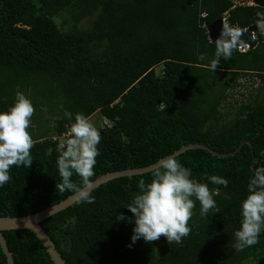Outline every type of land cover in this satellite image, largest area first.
<instances>
[{
	"label": "trees",
	"instance_id": "obj_1",
	"mask_svg": "<svg viewBox=\"0 0 264 264\" xmlns=\"http://www.w3.org/2000/svg\"><path fill=\"white\" fill-rule=\"evenodd\" d=\"M47 1L55 14L69 16L68 28L61 30L40 0H0V113L8 111L18 92L35 108L34 125L28 128L33 163L10 168L11 180L0 187V215L34 213L72 194L56 190L61 180L59 137L68 133L75 114L89 117L97 111L110 125L97 128L102 139L92 180L148 165L184 144L230 152L249 140L252 149L245 143L225 157L201 148L175 156L191 169V178L219 189L214 199L220 209L202 217L193 197L191 231L179 244L170 245L165 237L151 243L131 240L135 221L126 206L139 193L141 179L151 182L152 170L100 184L91 190L94 203L76 200L40 222L65 264H264V227L256 245L242 251L233 246L251 169L264 165V35L254 38L246 31L242 39L248 48L235 50L213 72L209 65L215 41L205 26L226 14V23L246 28L264 5L234 0ZM84 19L89 24L83 28L79 23ZM201 53L207 59L198 60ZM243 78L253 85L245 100L227 110ZM49 119L52 124L43 127ZM252 152L257 157L253 167ZM210 175L227 179L228 186L212 184L206 179ZM72 179L80 182L76 174ZM119 214L132 218L131 223L117 221ZM2 233L15 264H54L33 231ZM0 264H8L1 247Z\"/></svg>",
	"mask_w": 264,
	"mask_h": 264
},
{
	"label": "clouds",
	"instance_id": "obj_2",
	"mask_svg": "<svg viewBox=\"0 0 264 264\" xmlns=\"http://www.w3.org/2000/svg\"><path fill=\"white\" fill-rule=\"evenodd\" d=\"M256 16L255 25L259 35H264V12H257ZM222 25L220 36L214 42V58L209 65L213 72L222 59L230 60L235 50L247 47L242 39L246 28L226 22ZM205 59V53L198 56L200 61ZM41 110L47 109L42 107ZM34 112L31 101L18 92L14 104L7 112L0 113V187L11 180L9 170L12 166L28 168L33 163L31 149L34 141L28 128ZM64 114L71 119L70 112L66 110ZM70 133L71 138L57 147L59 156L56 163L61 180L56 183V190L77 194L78 202L94 203L95 197L90 189L96 158L100 155L97 146L102 139L101 133L83 113L75 114ZM251 171L247 185L249 194L241 204V227L234 233L236 242L233 246L236 251L259 243V235L264 227V165ZM74 174L80 177L79 183L72 179ZM151 175V182L146 183L143 179L138 182L139 193L126 206L135 221L131 237L133 243L141 238L151 243L161 237H165L170 245L181 243L191 231L188 223L195 207L193 197L200 202L202 217H207L210 212H220L214 199L219 189L210 190L207 184L191 178V169L179 163L175 156L160 159ZM206 179L214 185L228 186L227 179L219 175H210ZM116 220L131 223L132 218L119 214Z\"/></svg>",
	"mask_w": 264,
	"mask_h": 264
},
{
	"label": "water",
	"instance_id": "obj_3",
	"mask_svg": "<svg viewBox=\"0 0 264 264\" xmlns=\"http://www.w3.org/2000/svg\"><path fill=\"white\" fill-rule=\"evenodd\" d=\"M253 2L257 5H264V0H253ZM222 23H221V17L219 16L214 21L207 24V34L211 41H215L222 31ZM255 30H258L255 23L251 24L247 27V31L252 32L254 37L259 36L260 32L256 33ZM259 31V30H258ZM245 143L250 144V147L252 149V144L249 140H243L236 149L230 152H218L204 144L201 143H190V144H184L180 146L178 149L174 150L172 153H169L165 155L162 158L168 157V156H177L181 152H184L187 149L192 148H201L209 151L211 154L219 156V157H225L235 154L236 152L240 151L241 146ZM252 158H253V164L257 161V157L254 156L252 152ZM150 163L145 166L141 167H133V168H126L121 170H115V171H109L104 174H101L97 176L95 179H93V185L90 191L96 187H98L100 184L105 183L111 179L120 177V176H133L136 174H141L144 172H148L153 170V168L156 166L157 162L160 160ZM79 197L77 194H70L66 198L60 200L59 202L46 206L34 213L28 212L25 215L21 216H10V215H0V247L2 249V252L6 256V260L8 264H15L11 255V252L8 249L6 239L2 233L4 230H11V229H19V228H27L35 233L37 238L40 240V242L43 244L44 248L48 252L51 260L54 264H65L64 259L62 258L61 254L55 247L54 242L51 240L50 236L47 234L45 229L41 226L40 222L46 219L47 217L51 216L52 214L66 208L67 206L74 203L76 200H78Z\"/></svg>",
	"mask_w": 264,
	"mask_h": 264
},
{
	"label": "rangeland",
	"instance_id": "obj_4",
	"mask_svg": "<svg viewBox=\"0 0 264 264\" xmlns=\"http://www.w3.org/2000/svg\"><path fill=\"white\" fill-rule=\"evenodd\" d=\"M40 2L42 3L46 13L51 16L55 22H57L59 24V27L61 30H64L66 28L69 27L70 25V18L67 14L65 13H57L55 14V11L53 9V7L51 6V4L47 1V0H40ZM89 24V20L88 19H84L79 23L80 27H87ZM256 38V37H254ZM160 68L156 67V70L158 71ZM244 85L240 86L237 88V90H235L233 92V95L230 99V106L229 108H226L227 110L229 109H234L235 106L237 104H239L241 102V100H245L244 98H246L248 91L251 89V86L253 85L252 82L250 80H248L247 78H243L242 81H244ZM256 86V83L254 84L253 87ZM88 119L90 120L91 123H93V125L98 128V126H101L100 123H102V120H104V117H102V115L100 114V112H94L93 114H91ZM52 119H49L48 121H45V123L43 122V127L44 126H50L52 124ZM30 124L33 126L34 122L31 120ZM70 130L68 131V133L63 134L59 137L60 142L62 143H66V140L68 139V136L70 135ZM57 138L56 136L54 137V139ZM159 243L161 245L165 244L164 240L159 241Z\"/></svg>",
	"mask_w": 264,
	"mask_h": 264
},
{
	"label": "built area",
	"instance_id": "obj_5",
	"mask_svg": "<svg viewBox=\"0 0 264 264\" xmlns=\"http://www.w3.org/2000/svg\"><path fill=\"white\" fill-rule=\"evenodd\" d=\"M234 2L235 3H247V4H255L254 2H253V0H234ZM203 15H204V13H203ZM226 14L225 15H222L221 16V23L223 24V22H226ZM205 26L207 27V24H205ZM246 29H247V27H246ZM253 34V33H252ZM247 47H248V44H247ZM246 47V48H247ZM246 48H240L239 50H245ZM100 125L102 126V125H106V126H109L110 125V120H108V119H105L104 118V120H102V123H100Z\"/></svg>",
	"mask_w": 264,
	"mask_h": 264
},
{
	"label": "bare ground",
	"instance_id": "obj_6",
	"mask_svg": "<svg viewBox=\"0 0 264 264\" xmlns=\"http://www.w3.org/2000/svg\"><path fill=\"white\" fill-rule=\"evenodd\" d=\"M256 33H258L259 31L258 30H255Z\"/></svg>",
	"mask_w": 264,
	"mask_h": 264
}]
</instances>
